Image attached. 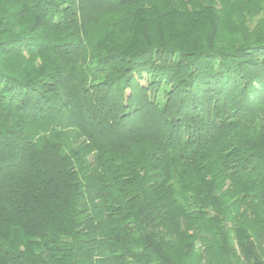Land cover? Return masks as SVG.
Wrapping results in <instances>:
<instances>
[{"label":"trees","instance_id":"trees-1","mask_svg":"<svg viewBox=\"0 0 264 264\" xmlns=\"http://www.w3.org/2000/svg\"><path fill=\"white\" fill-rule=\"evenodd\" d=\"M0 264H264V0H0Z\"/></svg>","mask_w":264,"mask_h":264}]
</instances>
